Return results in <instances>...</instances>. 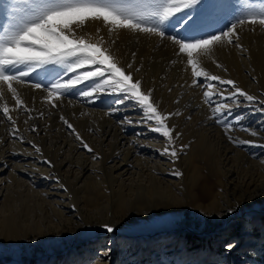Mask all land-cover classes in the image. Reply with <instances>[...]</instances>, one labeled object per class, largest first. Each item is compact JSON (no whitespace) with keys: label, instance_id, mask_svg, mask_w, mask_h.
<instances>
[{"label":"bare ground","instance_id":"bare-ground-1","mask_svg":"<svg viewBox=\"0 0 264 264\" xmlns=\"http://www.w3.org/2000/svg\"><path fill=\"white\" fill-rule=\"evenodd\" d=\"M245 2L220 0L208 9L201 21H206L209 28L212 19L241 14ZM247 2L259 5L260 0ZM11 4L12 0H0V30L13 15L9 8ZM198 8L201 5L196 6ZM4 14H7L6 18ZM96 27L98 25H89L87 31L94 33ZM238 32V43L243 48L235 44L215 46L214 54L203 66L212 74L236 81L260 103L264 101V27L245 23L238 27ZM103 34L106 39L115 41L112 48L122 64L133 63L134 69L139 68L134 78L142 79L141 90H152V98L161 109L179 113L170 117V124L175 133L182 135L181 145L188 147L178 153L179 159L175 162L162 155L160 150L166 146V140L151 130L154 122H140L143 113L135 101L113 104L120 94L113 95L110 89L98 98L86 99L77 95L81 88L87 89L90 83L87 81L71 94L62 96L53 106L45 100L49 81L59 76L69 79L73 74L64 75L60 66L51 73L38 70L26 84L15 85L30 112L16 108L11 96L0 98V104L7 102L12 108L11 115L19 129L17 136L24 138L21 141L14 137V126L0 114V233L18 243L21 238L25 239L31 226L41 228L40 220L49 215L50 204L60 216H66L62 198L68 196L66 204L70 203L81 214L87 224L84 235L89 238L98 235L94 218L100 221L102 232L106 231L102 225L107 223L115 227L114 231L121 228L120 231L127 235L151 233L156 237L164 236L187 203L202 205L197 200L199 192L194 182L200 179L204 167L211 170L222 185L220 194L237 195L238 192V196L257 194L262 197L264 173L253 165L242 164L246 158L241 162L244 156L241 150L232 145L211 118L210 106L203 97L207 89L192 84L190 71L177 55L176 46L156 35L127 30L109 35L105 29ZM217 64L223 67H217ZM83 70L94 69L79 71ZM37 82H43L44 88L31 86ZM112 96L114 99H110ZM61 116L76 128L93 152L82 147ZM33 144L39 146L41 153L35 151ZM182 164L186 176L173 175L174 170L180 171ZM52 189L57 198L60 196L61 207L51 201ZM82 198L86 204L81 206ZM219 199L214 197V207L221 208ZM81 207L87 209L89 216ZM115 213L124 216L123 225H118ZM112 253L115 250L110 254L105 252L95 264H108Z\"/></svg>","mask_w":264,"mask_h":264},{"label":"snow or ice","instance_id":"snow-or-ice-1","mask_svg":"<svg viewBox=\"0 0 264 264\" xmlns=\"http://www.w3.org/2000/svg\"><path fill=\"white\" fill-rule=\"evenodd\" d=\"M198 5L204 8L212 7V4L205 3V0H12L9 8L13 15L0 32V98L11 96L16 108L30 112L15 85L26 84L38 70L51 73L56 71V66H60L64 75H73L64 79V76H59L57 72L59 78L49 81L48 87L45 88V100L55 106L62 96L71 94L77 86L86 81L90 82L87 89L81 88L76 92L86 99L98 98V95L107 89H110L113 95L119 93L120 96L113 104L135 101L143 113L140 122H154L155 126L151 130L166 138L167 142L160 150L161 154L175 162L179 159L178 153L188 147H176L175 139L179 134L174 137V126L170 127L168 124L170 117L179 113L165 114L158 110V105L152 100V90L142 91V79L134 78V73L139 72V68L134 69L133 63L122 64L112 48L115 41L106 39L103 32L106 29L107 33L112 35L120 30H127L156 35L161 40L171 41L177 48V55L186 62V70L190 71L192 84L203 85L207 89L203 92V97L205 103L210 106L211 118L222 124L225 133L229 134L234 130L233 125L220 119L226 112H230L227 101L239 102L243 97L246 101L254 103L257 97L240 88L236 81L212 74L203 63L214 54L215 46L235 44L243 48L238 43L239 26L247 23L264 27V0H260L259 6L246 0L242 5L243 12L237 15L226 29L204 33L202 37L185 34L178 39L180 33L176 31L177 27L186 33L195 27L194 13ZM173 20H176L175 24L172 23ZM89 25H98L94 33L87 31ZM165 25H171L175 34L166 35L168 28ZM134 56L133 53V59ZM216 66L223 67L220 64ZM87 68L94 70L79 71ZM221 85L230 86L231 90L227 94L225 91H218ZM31 86L42 89L44 83L37 82ZM217 96L225 103L212 106L213 98ZM260 103L264 104V101ZM11 111L12 108L7 102L0 104V114L14 126L12 135L22 141L24 138L17 136L19 129L15 127L16 121ZM60 119L75 134L84 149L88 152L94 151L65 117L61 116ZM239 119L237 118V121ZM251 134L256 135L255 132ZM228 139L237 146L252 143L244 139H234L231 135H228ZM33 148L37 153H41L39 146L33 144ZM46 162L51 164L50 161ZM172 174L178 177L183 175L179 170H174ZM102 227L109 233L115 230L113 225L107 223ZM235 246V243H231L226 245V248L232 250Z\"/></svg>","mask_w":264,"mask_h":264},{"label":"rangeland","instance_id":"rangeland-1","mask_svg":"<svg viewBox=\"0 0 264 264\" xmlns=\"http://www.w3.org/2000/svg\"><path fill=\"white\" fill-rule=\"evenodd\" d=\"M218 1L220 0H205V3H211L213 6L218 4ZM208 9L202 5L196 9L195 27L188 33L177 27L176 31L180 33L177 38H182L185 34L202 37L204 33L226 29L233 19L240 15L212 19L208 28L206 21H201L203 16L206 17ZM172 23L175 24L176 20ZM165 26L168 28L166 35L175 34L171 25ZM226 87L221 86L217 90H226L227 94L230 90ZM152 100L156 103L153 98ZM223 103L225 101L217 96L213 98L212 106ZM227 103L230 112H226L220 119L232 124L234 130L226 134L224 126L217 124L227 137L231 135L234 139L252 142L242 146L231 143L244 155L241 162L247 159L242 163L244 166L248 167L249 164L264 173V106L257 101L250 103L243 97L239 102L228 100ZM158 110L165 114L171 113L159 106ZM237 118L240 119L237 121ZM168 124L172 127L170 120ZM251 132H255L256 135H252ZM177 134L179 137L175 139V144L179 148L183 144L180 141L182 135L174 131V137H177ZM151 137L154 138L153 135ZM180 167L183 176H186L184 164ZM194 183L199 192L197 200L202 205L187 203L185 209L173 219V227L169 232L158 237L151 233L127 235L120 231L121 228L111 233L102 232L100 221L94 218V227L98 230V235L89 238L84 235L87 224L81 214L70 203L66 204L68 196L61 197L66 216H60L50 204L47 211L49 215L45 216L48 220L43 217L40 220L42 229L31 226L25 239L21 238L15 243L12 237L0 233V264H95L102 254L105 252L110 254L113 250L115 253L110 255L108 264H122L125 261L126 264H264V192H260L262 197L257 194L252 197L238 196V192L237 195L220 194L219 192L223 191L222 185L207 167L202 168V176ZM50 193L51 195L53 193L51 201L61 207L62 203L58 202L60 196L56 197L54 189ZM215 196H218V199L220 197L221 208L212 205ZM84 203L86 204L82 198L81 206ZM229 209L235 211L230 212ZM82 210L89 216L85 207ZM114 218L118 225H123L124 216L115 213ZM134 219L140 222L137 216H134ZM38 230H41L40 233ZM231 243H235L236 246L228 250L226 245Z\"/></svg>","mask_w":264,"mask_h":264}]
</instances>
